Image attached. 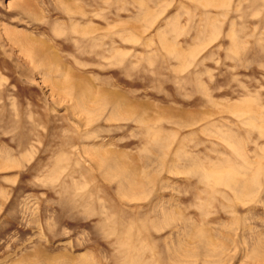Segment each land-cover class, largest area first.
Instances as JSON below:
<instances>
[{"label": "rangeland", "instance_id": "obj_1", "mask_svg": "<svg viewBox=\"0 0 264 264\" xmlns=\"http://www.w3.org/2000/svg\"><path fill=\"white\" fill-rule=\"evenodd\" d=\"M0 264H264V0H0Z\"/></svg>", "mask_w": 264, "mask_h": 264}, {"label": "bare ground", "instance_id": "obj_2", "mask_svg": "<svg viewBox=\"0 0 264 264\" xmlns=\"http://www.w3.org/2000/svg\"><path fill=\"white\" fill-rule=\"evenodd\" d=\"M77 88V87H76ZM76 108V107H75Z\"/></svg>", "mask_w": 264, "mask_h": 264}]
</instances>
